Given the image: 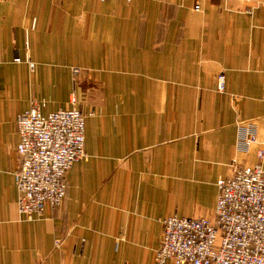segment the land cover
<instances>
[{
  "label": "crops",
  "instance_id": "obj_1",
  "mask_svg": "<svg viewBox=\"0 0 264 264\" xmlns=\"http://www.w3.org/2000/svg\"><path fill=\"white\" fill-rule=\"evenodd\" d=\"M32 100L85 113V155L27 217L16 115ZM259 148L264 0H0V264H174L155 259L162 219L211 216L218 179L264 166Z\"/></svg>",
  "mask_w": 264,
  "mask_h": 264
},
{
  "label": "built area",
  "instance_id": "obj_2",
  "mask_svg": "<svg viewBox=\"0 0 264 264\" xmlns=\"http://www.w3.org/2000/svg\"><path fill=\"white\" fill-rule=\"evenodd\" d=\"M199 8V3L194 5ZM32 65V63H31ZM225 74L217 75L223 90ZM74 100V99H73ZM43 101L32 100L17 113L19 140L15 172L19 211L31 217L44 203L59 205L67 190L66 170L85 155V113L73 104L43 112ZM257 140L254 130L241 129L239 145ZM257 155L262 158L264 149ZM231 172L218 179L211 216H180L162 219V235L155 259L174 264H264V166L233 159Z\"/></svg>",
  "mask_w": 264,
  "mask_h": 264
}]
</instances>
